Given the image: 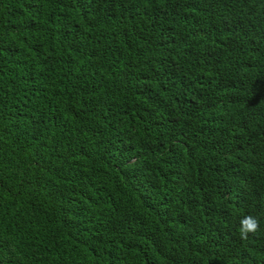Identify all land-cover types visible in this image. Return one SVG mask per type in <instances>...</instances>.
<instances>
[{
  "label": "trees",
  "instance_id": "16d2710c",
  "mask_svg": "<svg viewBox=\"0 0 264 264\" xmlns=\"http://www.w3.org/2000/svg\"><path fill=\"white\" fill-rule=\"evenodd\" d=\"M0 264H264V0H0Z\"/></svg>",
  "mask_w": 264,
  "mask_h": 264
},
{
  "label": "clouds",
  "instance_id": "9594fccd",
  "mask_svg": "<svg viewBox=\"0 0 264 264\" xmlns=\"http://www.w3.org/2000/svg\"><path fill=\"white\" fill-rule=\"evenodd\" d=\"M260 231V222L255 216H245L240 221V238L247 240L250 235H256Z\"/></svg>",
  "mask_w": 264,
  "mask_h": 264
}]
</instances>
